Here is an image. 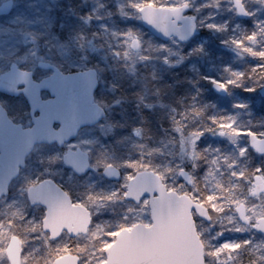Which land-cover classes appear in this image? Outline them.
Wrapping results in <instances>:
<instances>
[{"label":"clouds","instance_id":"obj_1","mask_svg":"<svg viewBox=\"0 0 264 264\" xmlns=\"http://www.w3.org/2000/svg\"><path fill=\"white\" fill-rule=\"evenodd\" d=\"M193 2L181 0L179 7H192ZM113 3L105 14L142 19L135 8L127 9L132 0ZM40 4L43 23L37 36L51 49L47 70L86 73L89 78L88 111L73 129L76 150L87 164L68 160L66 146L45 149L50 137L17 131L11 156L0 172V264H58L67 253L73 264H95L106 230L118 223L105 219L104 213L112 212L117 201L122 214L143 211L144 204L126 193L132 183L129 176L145 175L151 178L149 188L166 189L172 201L190 213L189 223L202 250L220 251L223 245L213 247L211 241L230 224L248 232V237L229 259L235 264H264V180L257 178L258 171L264 176V112L245 107L251 118L234 127L255 129L254 134L244 138L226 130L230 151L199 143L202 132L215 131L206 123L211 119L207 105L185 102V96L177 95L175 86L181 80L173 71L202 50L199 43L183 50L193 33V19L179 36L155 26L153 35L131 26L112 32L103 22L90 23L98 18L95 0H40ZM259 5L264 6V0ZM68 16L75 21L71 27L65 25ZM65 27L61 38L59 30ZM128 35L135 38L132 47L137 49L131 57L126 48L116 52L111 43L116 36ZM129 58L137 64L135 69ZM261 78L264 70L256 75L245 70L234 82L241 88H256L264 83ZM181 79L195 83L190 77ZM256 156L260 163L253 166ZM29 160L40 165L36 178L31 170L25 171ZM58 166L66 169L65 175L56 174ZM94 177L115 178L118 185L101 194ZM41 185L43 190L38 191ZM209 195L215 199L209 201ZM69 198L83 205L87 223L82 227L52 223L53 208ZM213 225L219 226L215 234ZM214 259L209 256L205 264Z\"/></svg>","mask_w":264,"mask_h":264},{"label":"rangeland","instance_id":"obj_2","mask_svg":"<svg viewBox=\"0 0 264 264\" xmlns=\"http://www.w3.org/2000/svg\"><path fill=\"white\" fill-rule=\"evenodd\" d=\"M240 1L246 11L245 17L237 15L232 0H194L190 12L197 18L199 32L185 44L183 50L187 51L197 43L202 45V50L189 57L183 67L173 70L178 73L174 78L181 80L175 86L176 94L185 96V102L192 101L207 105L206 115L211 119L206 123L215 131L202 132L199 143L202 146L210 144L225 151H230L233 147L227 137L223 135L226 130L244 138L255 131L249 127H234L241 120L246 121L251 118L252 113L245 111V107L257 113L264 112V98L258 94V88L263 83L256 88L250 86L241 88L234 82L235 76L244 73L245 70L253 75L264 70V6L259 5V0ZM180 2L181 0H132V3L127 5V9L135 8L138 11L144 4L173 7L179 5ZM113 6V0H95L98 18L90 23L103 22L105 28H110L112 32L131 26L133 29H139L152 35L142 26L141 19H121L119 16L112 17L105 14V11L112 9ZM43 11L40 0H13L11 11L5 16H0V72L5 70L11 61L32 70L36 76L45 72L37 66L38 60L50 59L49 52L51 51L49 46L45 45L44 41L37 36V30L43 23L41 16ZM74 23L71 16L65 19L67 27H71ZM67 27L59 30L61 38ZM119 40L126 41V44L117 43ZM134 41L135 38L131 35L116 36L111 43L116 52H122V49L126 48L129 57H131L137 52V49L132 47ZM139 55L144 56L146 53L140 52ZM128 63L133 69L137 67L131 58ZM253 70L255 71L253 72ZM186 77L192 78L195 83L192 84L186 79H181ZM169 79H173V77H169ZM261 79L264 80V78ZM212 83H219L227 89V93L218 95L212 90ZM97 94H99L98 89ZM0 102L8 110L13 120L20 121L24 125L29 124L26 105L21 97H7L0 94ZM153 123L155 126V121ZM76 145L77 137L65 143L61 148L65 146L74 148ZM53 146L56 145L46 144L45 149L51 150ZM34 155L35 153H33ZM259 163L260 158L256 156L253 166ZM39 169L38 163L29 160V169L25 171L31 170L33 178H36V170ZM56 174L65 175L66 169L58 166ZM94 178L97 180L95 188L101 194L111 191L114 186L118 185L117 180ZM260 180H264V176L260 175ZM213 199H215L214 196H208L209 201ZM71 200L74 204H80L78 201ZM140 202L144 204V210L139 213L134 212L131 216L122 214L119 201L113 205L112 212L104 213L105 219L118 221V223L115 227L106 230L104 243L100 247L101 255L96 259L95 264L104 261V250L113 241L119 229L130 228L138 222L150 223L148 197H144ZM212 207L214 208L215 204ZM218 230L219 226L213 225V234ZM247 237L248 232H242L229 224L224 231L220 232L219 236L211 241L213 247L216 244H222L223 248L220 251L204 249V261L206 262L209 256H213L215 257L213 264H235L234 260L229 259L232 250H239V242L246 240Z\"/></svg>","mask_w":264,"mask_h":264},{"label":"water","instance_id":"obj_3","mask_svg":"<svg viewBox=\"0 0 264 264\" xmlns=\"http://www.w3.org/2000/svg\"><path fill=\"white\" fill-rule=\"evenodd\" d=\"M237 14L246 16L240 0H232ZM13 0L0 2V15L11 11ZM242 8L243 11H237ZM189 7L142 5L138 12L142 14V25L153 35L154 26L170 35L179 36L187 27L189 18L193 19V33L197 32L195 15L188 14ZM178 14V15H177ZM157 38L160 39L159 36ZM188 39V40H189ZM49 61L40 60L39 67L47 69ZM212 89L219 95L227 90L219 83H212ZM41 90H47L49 96L41 98ZM0 92L16 96L22 94L28 105L30 124L23 126L14 122L0 103V172L4 169L12 153V139L18 130L26 134L35 132L51 138V143L60 146L76 135L73 129L83 121L88 111L89 78L88 75H71L67 72H51L39 80L32 77V71L18 67L11 62L8 68L0 72ZM264 98V83L258 88ZM57 125V126H55ZM250 133L248 136L253 135ZM59 142V144H58ZM66 158L74 163L87 164L86 157L75 148H67ZM91 170L90 168L88 169ZM116 180L115 178H109ZM260 179V176L257 175ZM129 185L128 196L132 201L148 197L150 223H135L130 228L119 229L113 241L105 248V259L100 264H205L199 238L189 223L190 213L176 205L166 189L149 188L151 178L147 175L133 179ZM43 190V185L38 191ZM54 226L82 227L87 223L83 205L74 204L69 198L53 208ZM10 253L12 249H9ZM58 264H73V258L67 253L58 258Z\"/></svg>","mask_w":264,"mask_h":264},{"label":"flooded vegetation","instance_id":"obj_4","mask_svg":"<svg viewBox=\"0 0 264 264\" xmlns=\"http://www.w3.org/2000/svg\"><path fill=\"white\" fill-rule=\"evenodd\" d=\"M43 70H44L45 72H44L43 74H41L40 76H36V75L33 73V78H35V79H40V78H42V77H44V76H47L48 74L51 73V71H48L47 69H43ZM0 94L7 96L6 94H3V93H0ZM18 96H20V97L23 99V101L25 102L26 108L28 109V105H27V103H26L24 97H23L22 95H18ZM18 96H16V97H18ZM41 96H42L43 98H46V97L48 96V92H47L46 90H42V91H41ZM7 97H8V96H7ZM75 137H76V136H75ZM75 137H74V138H75ZM74 138H73V139H74Z\"/></svg>","mask_w":264,"mask_h":264}]
</instances>
